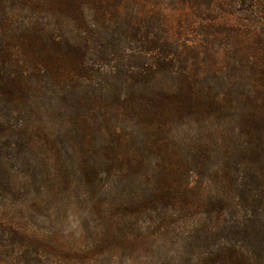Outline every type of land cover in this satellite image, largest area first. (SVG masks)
<instances>
[{
	"label": "trees",
	"instance_id": "obj_1",
	"mask_svg": "<svg viewBox=\"0 0 264 264\" xmlns=\"http://www.w3.org/2000/svg\"><path fill=\"white\" fill-rule=\"evenodd\" d=\"M236 4L258 30L231 23ZM0 106V190L32 186L5 150L22 167L46 152V195L83 187L102 223L93 254L183 232L197 264H264V0H0ZM0 215L7 264H43L47 246Z\"/></svg>",
	"mask_w": 264,
	"mask_h": 264
},
{
	"label": "rangeland",
	"instance_id": "obj_2",
	"mask_svg": "<svg viewBox=\"0 0 264 264\" xmlns=\"http://www.w3.org/2000/svg\"><path fill=\"white\" fill-rule=\"evenodd\" d=\"M234 7L235 8H233L231 12L234 16H229V20L232 24H235L236 21L242 22L243 20L246 25L248 24L247 26L249 28L252 26L255 30L259 29H257V23L247 21V16L239 17L238 11L241 12L243 10L241 4H236ZM164 9L171 14L173 25L177 24L178 19L184 13V11L178 10L177 8L175 10L167 4L164 6ZM248 30L252 33L250 29ZM197 33L195 27L186 29L182 36V40L196 43L198 39H201ZM228 49L229 52L233 51L232 46L228 47ZM5 115H9V111L7 108L0 106V119ZM15 116H17V113H15ZM6 128L8 127H5V129ZM51 139L52 141L56 140L57 149L62 154L65 164L74 170L77 165L73 166L68 156L69 154L71 155V148L67 142L63 140L64 144H59L56 138ZM3 142L5 143L6 140L3 139ZM12 146L14 150L17 148L16 144ZM75 147L78 148L77 146ZM5 151L6 155H4V157H6L8 161L3 164L9 165L13 174L15 173V176L18 178L17 181L22 179V176L30 174V185L32 186H27L30 192L28 193L27 191L23 193L24 195L19 189L20 192L11 200L5 196L6 192L0 190V214L3 213V216L6 215L5 218L8 221L5 222L4 225H9L6 226L7 229H10V226L13 228L10 224L12 220L17 221V223L23 225L21 229L27 233L28 238L33 241L35 245L40 244L44 247L47 246V253H42L44 255L42 259L44 263L41 261L43 264H197L196 259L191 258L194 256L192 252L194 250L190 251L183 245V232L176 234L179 236L178 241L172 242L163 241L159 236L156 238L149 237L146 244L136 247L130 253H112L111 251H107L101 255L96 253L93 254L92 251L100 236L99 233L102 223L97 221L98 218L90 214V212H93L91 209L92 206L89 207L87 205L88 195L84 192L83 187L76 188V186L72 184L67 194L52 192L53 195L50 194V196H47V191H50V188L46 187L45 179L46 176L52 173L55 174V170L54 167H52V161L47 160L48 155L46 152L39 149L32 154L31 151L27 152V150L24 149L19 156L21 158H28L32 164L30 167H22L19 161L13 160L15 154L8 157L11 155V153L9 154L10 150L7 149ZM43 164H46L47 167H42ZM0 169H2L1 164ZM33 176H36L34 181ZM204 189L206 190V188ZM101 196L104 197L103 195ZM226 218L231 221L230 217ZM238 219L239 218H235V221H238ZM188 231H190V229ZM179 232H181V230ZM165 233H167V231H165ZM169 233L168 231V234ZM169 239L172 240V235H170ZM250 239L254 247L252 255H257V251L264 254V234H260L257 240V226L255 227V231L252 232ZM155 240L158 241L156 247L155 243L154 245H152V242L150 243V241ZM111 246L112 244L106 243L104 248L108 250ZM247 250L251 251V248ZM33 251L34 248L31 249L32 253ZM12 254V250L7 249L6 252L0 256V262H2L0 264H7L6 255L11 256Z\"/></svg>",
	"mask_w": 264,
	"mask_h": 264
}]
</instances>
